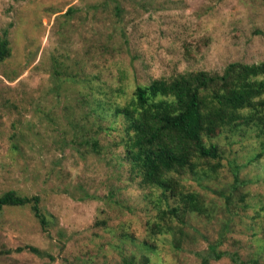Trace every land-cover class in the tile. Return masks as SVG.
Segmentation results:
<instances>
[{
    "label": "rangeland",
    "instance_id": "obj_1",
    "mask_svg": "<svg viewBox=\"0 0 264 264\" xmlns=\"http://www.w3.org/2000/svg\"><path fill=\"white\" fill-rule=\"evenodd\" d=\"M3 36L0 195L39 196L49 224L29 206L0 211V264H201L210 245L228 254L209 264H264L256 129L211 140L218 169L180 175L209 212L160 234L151 225L174 202L134 178L110 113L153 79L264 61V0H0Z\"/></svg>",
    "mask_w": 264,
    "mask_h": 264
},
{
    "label": "trees",
    "instance_id": "obj_2",
    "mask_svg": "<svg viewBox=\"0 0 264 264\" xmlns=\"http://www.w3.org/2000/svg\"><path fill=\"white\" fill-rule=\"evenodd\" d=\"M9 41L0 38V61L10 56ZM103 112L101 101L95 102ZM111 115L125 125L121 139L124 159L130 172L143 188L158 191V202L171 199L173 206L159 212L164 222L153 223L152 231L171 232L174 219L183 223L189 213L206 215L208 206L200 195L184 189L180 175L190 172H215L220 163L219 147L211 140L224 132L256 129L264 146V61L256 64L233 62L221 73L204 70L180 73L170 79H153L137 85L124 104L111 106ZM97 146L96 141L91 142ZM207 167V168H204ZM235 181L240 182L235 175ZM29 206L41 228L47 230L48 219L40 208L37 195L23 196L14 190L0 195V211L5 207ZM169 221V223L167 222ZM157 232V231H156ZM176 246H178L176 244ZM32 252H37L30 247ZM228 253L210 245L201 255V264L218 260ZM237 264H259L242 261L229 254ZM129 264L130 262H126Z\"/></svg>",
    "mask_w": 264,
    "mask_h": 264
}]
</instances>
